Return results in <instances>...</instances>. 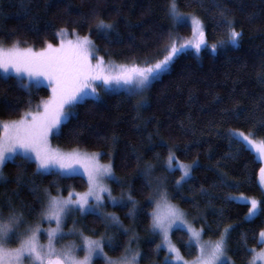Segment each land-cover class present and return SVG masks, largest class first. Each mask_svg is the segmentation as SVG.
<instances>
[{
	"label": "trees",
	"instance_id": "1",
	"mask_svg": "<svg viewBox=\"0 0 264 264\" xmlns=\"http://www.w3.org/2000/svg\"><path fill=\"white\" fill-rule=\"evenodd\" d=\"M177 4L180 13L201 20L209 46L226 41L227 27L221 24L228 21L241 33L238 45L216 54L206 48L199 55L181 53L152 82L144 98L137 96L142 106L136 96L117 92L98 101L85 99L72 109L52 138L53 145L101 153V162L113 166L112 196L124 201L105 206L104 214L118 217L116 225L108 226L104 214L78 212L69 215L66 225L74 220L83 235L103 237L105 243L111 237L116 250L105 249L111 258L119 257L131 241L141 253L139 264H165L167 253L157 249L160 237L153 234L149 218L153 206L149 197H155L159 185L190 223L203 229L204 240H217L230 228L229 264H248L252 249L258 252L264 247L259 242L264 229V196L258 185L262 164L248 148L230 144L228 133L251 132L257 143L264 139V0H177ZM101 19L113 25L107 36L97 31ZM62 28L70 37L73 30L88 35L100 57L117 63L155 62L165 54L171 35L190 36L183 24L176 25L173 33L168 0H0V43L5 46L16 41L36 50L45 43L57 45L56 33ZM49 95L45 87L29 92L14 77L5 81L0 76V120L18 119ZM170 151L176 161L196 163L191 176L179 185L181 173L166 170ZM1 175L0 215L6 217L11 204L28 225L39 221L47 193L55 195L60 189L67 196L69 191L87 190L81 176L38 175L34 163L19 156L2 167ZM129 194L138 209L135 216L128 215ZM241 195L259 201L252 219H246L249 205L229 199ZM171 241L185 260L196 257L195 248L186 246L188 235L183 230H174Z\"/></svg>",
	"mask_w": 264,
	"mask_h": 264
},
{
	"label": "snow or ice",
	"instance_id": "2",
	"mask_svg": "<svg viewBox=\"0 0 264 264\" xmlns=\"http://www.w3.org/2000/svg\"><path fill=\"white\" fill-rule=\"evenodd\" d=\"M222 16L226 13L221 10ZM168 15L175 25L185 23V16L178 9L177 0H168ZM193 38L184 43L169 37V46L166 54L155 62L138 64L129 63H105L103 57L94 56L93 41L88 35L80 36L75 30L72 39L67 38V29H60L56 33L59 39L57 45L45 43L39 50L33 47H21L19 42H12L5 46L0 43V73L7 79H16L17 85L29 92L38 89L42 83L47 82L51 94L47 99H42L35 110L23 112L18 119L0 120V166L5 161L15 159L17 156L35 165V174H52L60 178L78 174L82 169L87 177V191L83 193L68 192L64 196L60 189L52 195L47 193V201L42 208V219L49 225L54 221L55 227L47 228V245L40 243L41 224L27 226L24 231L19 229L23 225V213L17 212L8 204V215H0V264H94V261L102 258L103 264H139L141 253L129 245L117 258H111L105 252L115 251L109 237L107 243L103 237L92 239L80 233L83 239L82 250L84 255L77 254L78 246L70 245L57 249L55 241L62 239L61 231L65 218L70 213L79 212L81 215L92 214L101 216L104 207L105 193L107 199L113 205L121 203L112 196L111 190L105 184L106 179H113L112 163L101 164L98 157L101 153H87L78 149L61 151L54 149L49 144V136L58 132L71 116L72 109L87 98L100 99V91L106 94L114 88H123L131 96L143 95L152 82L169 70L174 58L187 47L194 48L199 54L201 46L205 45V31L201 20L191 17ZM222 27H227L226 41H220L229 46H237L241 33L236 31L231 21ZM113 28L112 24L105 23L102 19L97 23V31L107 36ZM212 51H217V44L211 45ZM93 60L95 62H93ZM264 83V79H261ZM31 105V101H29ZM7 107L11 108V105ZM261 126H264L262 123ZM253 133L243 131H230L228 140L239 149L251 146L259 154V159L264 160V139L257 143ZM178 166L181 172L176 181L181 184L190 175L191 166L179 161L174 162V153L171 151L167 160V171H174ZM223 183V182H222ZM260 184L264 186V167L260 168ZM149 213L151 229L154 235L162 238V244H157V249L165 247L167 255L165 264H229L226 259V237L230 228L226 227L217 240L204 242L202 240L203 229H196L185 217L176 205L171 203L168 192L162 186H158L156 196L149 197L151 205ZM229 199H247L230 197ZM131 202L128 215L135 216L138 212L135 201L129 194ZM94 202V203H93ZM251 207L248 208V216H255L258 201L250 199ZM105 222L119 223L118 217L109 214L103 217ZM173 229L186 230L188 235L187 247H193L197 255L191 262L184 259L180 250L172 243L170 233ZM127 231V230H125ZM260 243H264V229L259 233ZM252 258L248 264H256L257 260L264 261V249L259 253L252 249ZM171 256V259L168 256Z\"/></svg>",
	"mask_w": 264,
	"mask_h": 264
},
{
	"label": "rangeland",
	"instance_id": "3",
	"mask_svg": "<svg viewBox=\"0 0 264 264\" xmlns=\"http://www.w3.org/2000/svg\"><path fill=\"white\" fill-rule=\"evenodd\" d=\"M184 16H185V23H183V25H185V26H187V27H189V29H190V36L189 37H187V38H181V37H178V36H174L173 38L177 41V43L178 44H181V43H184V42H186V41H189V40H191L192 38H193V33H192V23H191V17L193 16V15H189V14H183ZM171 19V18H170ZM171 23H172V26H173V33H174V30H175V27H176V25L174 24V22H173V20L171 19ZM204 28V27H203ZM171 37H172V35H171ZM67 38H69V39H72L73 37H70V36H68ZM205 42H206V40H205ZM229 45H227L226 43L224 44V45H217V51L216 52H213L212 51V48H211V46H209L207 43H205V45H202L201 46V50L202 49H204V48H206L211 54H216L219 50H221V49H224V48H227ZM229 47H233V46H229ZM200 50V51H201ZM181 53H190V54H193V55H199V54H197V52H196V50L194 49V48H191V47H187V48H185V50L183 51V52H181ZM181 53H179L178 55H180ZM200 53V52H199ZM93 54H94V56H99L98 54H97V52H96V50H95V48H94V46H93ZM165 54H166V52H165ZM164 54V55H165ZM177 55V56H178ZM176 56V57H177ZM100 57V56H99ZM175 57V58H176ZM163 58V57H162ZM174 58V59H175ZM104 61H105V63H114V64H121V63H117V62H115V61H112V60H105L104 59ZM93 62H95L94 60H93ZM163 74V73H162ZM161 74V75H162ZM160 75V76H161ZM0 76H2V77H4V74L3 73H0ZM13 77H14V74H13ZM15 78V77H14ZM40 87H45V88H47L48 90H49V92H50V89L47 87V82L45 81L44 83H42L41 84V86ZM148 90V89H147ZM117 92H125V93H127L123 88H114L112 91H110V92H108L107 94H110V93H117ZM145 93V92H144ZM146 93H147V91H146ZM50 94H51V92H50ZM104 91H100V93H99V95H100V99L99 100H102L103 99V97L105 96V95H107ZM141 96V95H140ZM144 96L145 95H143V98H144ZM136 98H138L137 96H136ZM88 99V98H87ZM90 99H92V98H90ZM139 99V104L142 106V104L140 103V101H141V97H139L138 98ZM93 100H95V99H93ZM143 100V99H142ZM96 101H98V100H96ZM147 102V101H146ZM36 108V107H35ZM35 108H33V110H35ZM57 134H58V132H56V133H54V134H52V135H50L49 136V144H50V146L52 147V148H54V149H59V150H61V151H65V152H67V151H71V150H63V149H60V148H58V147H56V146H54L53 145V143H52V138H54V137H56L57 136ZM254 155H255V157H256V159L262 164V167H264V160H261V159H259V154L256 152V150L255 149H252L251 148V146H248L247 147ZM79 150V149H78ZM81 151V150H80ZM82 152H86V151H82ZM87 153H93V152H87ZM96 153V152H95ZM98 159H99V162L101 163V164H107V163H102L101 162V160H100V156L98 157ZM11 161H13V159H10V160H8V161H5V163L2 165V166H0V178L2 177V167L7 163V162H11ZM176 160H174V162H175ZM180 163H182V162H180ZM182 164H184V165H190L191 166V172H192V169H193V167L194 166H196V163H190V164H187V163H182ZM175 170H178L179 172H180V170H179V167L178 166H176L175 167ZM191 172H190V175L188 176V177H186L185 178V180H187L190 176H191ZM181 173V172H180ZM72 176H81L85 181H86V183H87V177L86 176H84L83 175V171H82V169L79 171V173L78 174H74V175H72ZM112 176H113V172H112ZM112 180H115V178H114V176H113V179H106L105 180V184L107 185V187L110 189V184H109V182L110 181H112ZM184 180V181H185ZM183 182V181H182ZM181 182V183H182ZM258 185H259V187H260V189H261V191H262V194H263V196H264V186H262L261 184H260V173H259V176H258ZM159 185H157V187H158ZM87 191V190H86ZM154 191H156V186H155V190ZM155 194H156V192H155ZM105 195V201H104V207H103V209H101V214H104V210H105V206H106V204H110V205H113L112 203H111V201H109L108 199H107V194L105 193L104 194ZM156 196V195H155ZM114 197V196H113ZM236 198H239V197H241V196H235ZM243 197H245V196H243ZM116 198V197H115ZM245 198H247V197H245ZM250 199H252V198H247V199H235V201H237V202H239V203H244V204H247V205H249V207H251V204H250ZM116 200L117 201H120L121 203L124 201V199L123 198H116ZM256 200V199H255ZM94 203V202H93ZM121 203H119V204H121ZM154 203H155V200L153 199V205H154ZM118 205V204H117ZM181 210V209H180ZM258 210H259V201H258V208H257V211H256V215H257V213H258ZM182 211V210H181ZM183 212V211H182ZM70 214H74V213H70ZM69 214V215H70ZM78 214L79 215H81L79 212H78ZM69 215L65 218V221H64V224H63V226H62V231H61V235H62V239H58V240H56L55 241V246H56V248L59 250V249H62V248H64V247H66V246H70V245H74V246H78V251H77V254H78V256L79 257H83V255H84V253H83V251L82 250H79L80 248H82V245H83V239H82V237H81V235H80V233H82L81 231H80V229H79V227H77L76 226V223L75 222H73L72 221V223L71 224H69L68 226L66 225L67 224V219L69 218ZM107 215H109V213H106V214H104V216H107ZM112 215H114V214H112ZM255 215V216H256ZM255 216H248L247 215V217H246V219H252L253 217H255ZM185 217H186V215H185ZM186 219H187V217H186ZM188 220V219H187ZM40 224H41V239H40V243L42 244V245H47V228L48 227H55V222L53 221L52 223H51V225H49V223H48V221H46V220H43L42 219V215H41V217H40V219H39V221H38ZM37 222V223H38ZM188 222L190 223V221L188 220ZM108 223V226H113L114 224L116 225L117 223H115V222H112V221H108L107 222ZM36 224V223H35ZM35 224L34 225H31V226H35ZM27 226H29L28 224H24L23 223V225L21 226V228L19 229V231H21V232H23L24 231V228L25 227H27ZM196 228V227H195ZM196 229H198V228H196ZM174 230H177V229H173L172 230V232L174 231ZM184 232H186V230H183ZM171 232V233H172ZM171 233H170V239H171ZM187 233V232H186ZM160 237V236H159ZM92 239H94V238H92ZM202 240L204 241V242H209V240H204L203 239V237H202ZM215 240H211L210 242H214ZM160 244H162V238L160 237ZM133 249H135V248H133ZM162 249L163 250H165V252L167 253V249L165 248V247H162ZM263 249H264V247H263ZM136 250V249H135ZM260 251H258L257 253H259ZM168 258L169 259H171V256L169 255L168 256ZM226 259H228L229 260V258H228V256H227V254H226V257H225ZM195 259V258H194ZM194 259H192V260H194ZM192 260H187V261H189V262H191ZM97 261H100V262H103V259L102 258H99V259H97V260H95L94 261V264H96V262ZM229 263H230V260H229ZM173 264H175V261H173ZM256 264H264V261H260V260H257V262H256Z\"/></svg>",
	"mask_w": 264,
	"mask_h": 264
}]
</instances>
